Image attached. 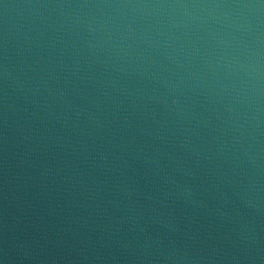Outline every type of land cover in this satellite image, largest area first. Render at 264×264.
Returning a JSON list of instances; mask_svg holds the SVG:
<instances>
[{
  "label": "water",
  "instance_id": "95a60500",
  "mask_svg": "<svg viewBox=\"0 0 264 264\" xmlns=\"http://www.w3.org/2000/svg\"><path fill=\"white\" fill-rule=\"evenodd\" d=\"M0 264H264V0H0Z\"/></svg>",
  "mask_w": 264,
  "mask_h": 264
}]
</instances>
